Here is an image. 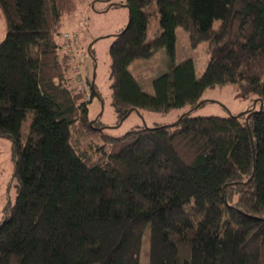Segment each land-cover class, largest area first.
Returning a JSON list of instances; mask_svg holds the SVG:
<instances>
[{"label": "trees", "instance_id": "trees-1", "mask_svg": "<svg viewBox=\"0 0 264 264\" xmlns=\"http://www.w3.org/2000/svg\"><path fill=\"white\" fill-rule=\"evenodd\" d=\"M83 1L0 0V136L12 140L18 181L0 264H141L148 232L149 264H264V0H128L129 24L110 46L119 119L193 110L227 84L263 108L189 112L122 136L92 120L96 86L88 100L76 88L59 39ZM179 26L192 47L209 43L200 78L192 59L176 62ZM163 48L149 93L130 67Z\"/></svg>", "mask_w": 264, "mask_h": 264}, {"label": "rangeland", "instance_id": "rangeland-1", "mask_svg": "<svg viewBox=\"0 0 264 264\" xmlns=\"http://www.w3.org/2000/svg\"><path fill=\"white\" fill-rule=\"evenodd\" d=\"M74 17L65 20L63 32L78 34L80 49L76 57L86 80L94 82L96 92L90 103V116L100 126L114 136H122L130 130L142 127L170 125L178 121L185 113L193 116H229L240 114L251 107L259 109L257 97L239 84H227L207 89L201 106L191 109L183 107L168 113L149 110L132 112L126 119L117 116L113 106L112 80L110 78V46L115 35L122 32L130 20L128 0H84ZM219 21H215L218 26ZM160 30L159 19L150 25L148 39H153ZM176 62L192 59L196 75L200 78L209 62V43L201 42L192 47L189 32L182 26L177 28ZM7 35V22L0 7V43ZM63 43L62 34L59 37ZM167 57L165 49H160L150 59L133 62L130 69L145 88L152 84L154 77L166 70ZM88 100V98H86ZM12 140L0 136V223L11 210L18 194V181L15 178V159ZM150 237L146 233L141 252V264H149ZM98 264V263H95Z\"/></svg>", "mask_w": 264, "mask_h": 264}, {"label": "built area", "instance_id": "built-area-1", "mask_svg": "<svg viewBox=\"0 0 264 264\" xmlns=\"http://www.w3.org/2000/svg\"><path fill=\"white\" fill-rule=\"evenodd\" d=\"M63 49L72 56L73 66L72 75L73 83L79 91L85 92L86 97L90 98L91 85L86 80L81 71V65L76 57L77 51L80 49L79 37L75 32L65 31L62 33Z\"/></svg>", "mask_w": 264, "mask_h": 264}, {"label": "water", "instance_id": "water-1", "mask_svg": "<svg viewBox=\"0 0 264 264\" xmlns=\"http://www.w3.org/2000/svg\"><path fill=\"white\" fill-rule=\"evenodd\" d=\"M128 24H129V23H128ZM127 26H128V25H127ZM126 28H127V27H126ZM94 85H95V84H94V82H93V83H92V86H94ZM97 95H98V94H97ZM201 103H202V102H201ZM201 103H199L198 106H199ZM262 108H263V105L261 104L259 110H261ZM134 110L137 111V112H139V110H137V109H132L131 112L134 111ZM139 113H140V112H139ZM245 113H246V111L240 113V115H241V114H245ZM249 116H250V115H248V117H249ZM173 124H175V123H173ZM251 180H252V178H251L249 181H251Z\"/></svg>", "mask_w": 264, "mask_h": 264}, {"label": "crops", "instance_id": "crops-1", "mask_svg": "<svg viewBox=\"0 0 264 264\" xmlns=\"http://www.w3.org/2000/svg\"><path fill=\"white\" fill-rule=\"evenodd\" d=\"M141 85H142V87L144 88L145 91H147L149 93H153L154 92L153 85H149V86H147V88H145L142 83H141ZM133 112H136V111H133Z\"/></svg>", "mask_w": 264, "mask_h": 264}, {"label": "bare ground", "instance_id": "bare-ground-1", "mask_svg": "<svg viewBox=\"0 0 264 264\" xmlns=\"http://www.w3.org/2000/svg\"><path fill=\"white\" fill-rule=\"evenodd\" d=\"M94 87V86H93Z\"/></svg>", "mask_w": 264, "mask_h": 264}]
</instances>
